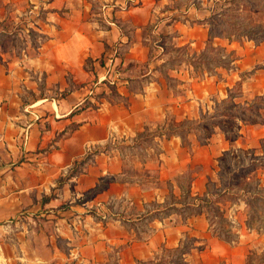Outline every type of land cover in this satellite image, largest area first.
I'll return each mask as SVG.
<instances>
[{"label":"crops","instance_id":"0c3cea01","mask_svg":"<svg viewBox=\"0 0 264 264\" xmlns=\"http://www.w3.org/2000/svg\"><path fill=\"white\" fill-rule=\"evenodd\" d=\"M239 1L0 0V264H47V223L74 264L264 256L246 216L231 215L228 242L203 201L210 183L223 187L217 165L232 149L217 129L201 137L206 121L240 106L237 147L264 141V106L256 121L248 109L264 98V40L210 37L212 17ZM116 47L112 95L99 82ZM207 48L228 67L196 71Z\"/></svg>","mask_w":264,"mask_h":264},{"label":"rangeland","instance_id":"374dc122","mask_svg":"<svg viewBox=\"0 0 264 264\" xmlns=\"http://www.w3.org/2000/svg\"><path fill=\"white\" fill-rule=\"evenodd\" d=\"M242 5V7L239 5ZM241 9V11H239ZM252 11H255L252 15ZM264 1L263 0H240L236 6L229 8L226 17L221 19L213 18L211 19V34L212 36L223 35V36H232L234 35L235 40H240L244 35H247L249 38L254 40H264V27L262 23H257L256 20L259 18L264 19ZM159 37V38H158ZM153 38V40H167L164 35ZM161 43V42H160ZM170 53H179L180 55L186 52L185 49H169ZM206 64L202 66V62H199L197 59L190 60L191 64L196 71L201 69V71H213L215 65H223L228 67V60L221 61L216 55L215 51L207 48L206 52ZM203 53V54H204ZM203 59V58H202ZM204 63V59L202 60ZM105 89V87H104ZM112 95L115 94V89L113 92L112 87L106 89ZM231 111V112H230ZM223 117H219L216 120H208L203 126L200 127L199 131L201 137H211L213 134L220 132L224 134L230 140L231 150L225 152L220 159V163L217 165L219 169V177L222 178L224 186L216 188L215 184H211L208 188L209 196H205L204 200H214L213 204L208 206L206 210L210 223L215 230L219 231L221 237L228 242L236 241L237 235L232 229V223L230 220L231 215L240 214L239 217H242V220H245L244 217H247L246 225L250 229H254L261 234L259 237L254 238V242L259 246L264 245V199H263V188H264V169L253 167L252 169H247V166L252 160H257L259 158L264 159V141H258L259 146L255 147L242 148L237 147V141L239 139V131L242 127L236 123L235 115L243 116V113H240V110L236 108H227L226 111L222 110L220 112ZM242 114V115H241ZM256 114L258 110L252 113V120L256 121ZM245 116V115H244ZM184 128H187L184 127ZM235 147V148H234ZM62 184L57 185L56 188H59ZM229 186V188H225ZM100 189V188H99ZM245 190V191H243ZM222 192V193H221ZM95 191L90 192L89 194H94ZM255 194H260L257 195ZM54 196L53 192L48 197L47 200H50ZM220 196V197H218ZM239 196V197H237ZM244 202L250 204L249 209L244 207ZM218 203V204H217ZM242 205V208L238 209L236 206ZM68 208V207H67ZM236 215H234L235 217ZM28 227V223H26ZM54 230L53 224L47 223L46 234H47V249L43 253L44 258L47 261V264H74V261H70L69 256V247L62 238H56L52 232ZM29 231H32L29 230ZM5 238L1 237L0 241H4ZM16 239V238H15ZM53 245H57V251L53 249ZM22 253V252H21ZM34 251L31 250L30 259L34 258ZM250 264H260L264 260V256H259L256 254L252 258Z\"/></svg>","mask_w":264,"mask_h":264},{"label":"trees","instance_id":"16d2710c","mask_svg":"<svg viewBox=\"0 0 264 264\" xmlns=\"http://www.w3.org/2000/svg\"><path fill=\"white\" fill-rule=\"evenodd\" d=\"M244 36L248 37L247 35H244ZM210 37H213L212 34H211V30H210ZM240 88H241V83H239L237 85V89H240ZM112 89H113V92H114V87H112ZM236 95H237V93L235 92L233 96H230L229 99H228V101H227V103L228 104H231L232 103V100L236 97ZM261 106H264V98H258L254 103H252L248 107V109H251L253 112H255ZM236 108H238L239 110H242L243 109L240 106H238ZM257 166H259V168H261V169H264V159L263 158H259L257 160H252L250 162V164L247 166V169H252L253 167H257ZM62 183H63V181L61 180L60 181V184H62ZM221 185L224 186L223 180L221 181ZM99 188L100 187L96 188L94 191L95 192L96 191H99ZM225 188H229V186H226ZM243 191H245V190H243ZM262 191H263V196L262 197L264 199V188H263ZM208 194H209V192H208ZM255 195L256 196H254V197H257V195H260V194H255ZM189 196H190V190L189 189L188 190H185V197L187 198ZM218 197H220V196H218ZM203 201L208 206H209L210 203H212V201H210V200H203ZM247 205L250 206V204L248 202H247Z\"/></svg>","mask_w":264,"mask_h":264},{"label":"built area","instance_id":"2783aa9c","mask_svg":"<svg viewBox=\"0 0 264 264\" xmlns=\"http://www.w3.org/2000/svg\"><path fill=\"white\" fill-rule=\"evenodd\" d=\"M119 52V47L114 48L110 57L106 61V75L104 79L99 82L105 88L118 86L122 81L121 71L119 69V66L116 64V59L119 55Z\"/></svg>","mask_w":264,"mask_h":264}]
</instances>
